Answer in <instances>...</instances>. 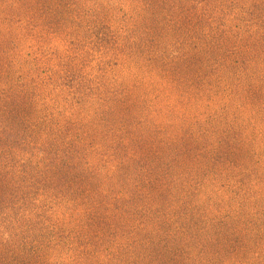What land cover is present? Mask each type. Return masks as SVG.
Listing matches in <instances>:
<instances>
[{
    "label": "rangeland",
    "instance_id": "obj_1",
    "mask_svg": "<svg viewBox=\"0 0 264 264\" xmlns=\"http://www.w3.org/2000/svg\"><path fill=\"white\" fill-rule=\"evenodd\" d=\"M0 264H264V0H0Z\"/></svg>",
    "mask_w": 264,
    "mask_h": 264
}]
</instances>
